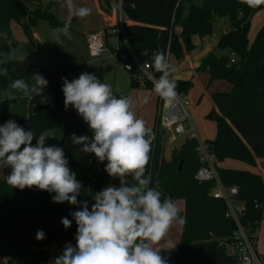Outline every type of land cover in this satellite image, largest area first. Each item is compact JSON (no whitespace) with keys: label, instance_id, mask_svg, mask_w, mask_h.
<instances>
[{"label":"trees","instance_id":"1","mask_svg":"<svg viewBox=\"0 0 264 264\" xmlns=\"http://www.w3.org/2000/svg\"><path fill=\"white\" fill-rule=\"evenodd\" d=\"M32 1L41 3V0ZM105 3L110 4V0ZM51 8L48 3L32 10L23 0H0V28L16 44L12 25L20 24L27 37L36 44L32 27L39 20L48 21L53 28L67 23L70 29L78 18L60 20ZM262 9L264 5L249 8L239 0H124L125 14L135 22L125 26L127 41L138 59L149 62L150 66L154 50H162L166 57L183 59L185 53L195 48L194 35H212L215 18L228 19L230 29L220 36L216 47L197 68L209 74L208 86L216 80L227 81L232 86L230 91L212 92L218 111L212 109L206 115L217 125L215 139L207 141L219 163L230 158L255 166L257 158H264V24L252 43L248 38L252 17ZM177 26L181 27L180 32H177ZM216 49H229L230 53L219 54ZM145 50H148V56L142 55ZM232 53H235L237 67L232 65ZM151 70L159 78L160 73L152 66ZM82 72L94 74L102 82V68L89 66L87 62L61 69H44L39 63L10 60L6 74H0V88L21 78L30 84L29 75L34 73L43 75L48 81L42 96H34L29 102L30 111L25 123L26 131L35 133L33 146L42 132L59 129L60 138L66 135L67 142L75 132L85 128L81 116L72 106L65 110L62 92V77L70 81L71 75L78 78ZM138 72L136 68L132 71L133 74ZM131 77L137 87L140 80ZM175 81L178 93L188 94L193 87L191 79ZM152 87V82L147 81L145 88ZM114 94L127 97L126 92ZM9 120L18 125L21 123L10 111L6 100L0 104V126ZM151 129L155 139L146 172L151 176L150 187L158 188L163 196L171 197L174 202L179 199L185 202L184 210H180V215L186 218L181 243L168 250L162 249L161 255L167 258L168 264H237L235 257L221 243L231 237L236 227L234 221L225 216L226 204L211 195L212 182L200 183L195 178L200 167L195 141H184L179 150L174 149L170 159H166L156 124ZM63 150L68 167L82 184L77 200L94 202L95 194L110 177L105 171L107 161L101 163L97 158L70 155L65 148ZM218 172L225 184L239 187V198L246 206L243 223L255 231L264 214L263 177L247 169L222 166L218 167ZM128 182L133 183L132 179ZM54 195L36 187L21 190L9 185L7 180L0 181V256L9 257L7 264H47V246L73 242L77 224L71 214L82 210L81 205L67 201L55 203L52 201ZM65 217L72 222L67 229L61 223ZM38 230L45 233V238L39 241L36 239Z\"/></svg>","mask_w":264,"mask_h":264},{"label":"clouds","instance_id":"2","mask_svg":"<svg viewBox=\"0 0 264 264\" xmlns=\"http://www.w3.org/2000/svg\"><path fill=\"white\" fill-rule=\"evenodd\" d=\"M239 2L249 8L264 5V0ZM67 6L71 15L80 19L92 11L76 6L73 0H67ZM69 27L66 23L54 28L55 39L67 35ZM142 55L148 56V50ZM151 66L160 73L154 79L153 90L166 104H172L178 97L177 84L171 78L173 69L162 50L152 52ZM0 71L6 74V70ZM33 79L31 85L22 78L16 79L9 88L22 92L31 101L34 96H42L48 86L41 74L34 73ZM62 80L65 110L72 106L93 133L91 139L73 134V143L83 145L81 150L93 153L99 162L107 161L105 171L110 177L119 178L120 186L109 185L97 192L89 210L86 201L77 200L82 184L68 167L63 148L45 146L46 138L52 134L40 133L33 146L35 133L13 120L0 126V165L11 169L7 183L21 190L36 187L55 193V203L81 205L82 210L71 214L77 224L76 245L67 244L54 264H168L161 255V250L168 248L160 242L174 223L183 225L186 218L180 215L171 197L150 187L151 176L146 172L155 133L136 116L129 97H117L112 86L102 83L96 75L82 72L71 81L64 77ZM6 95L14 99L12 91ZM129 177L133 183L128 182ZM61 223L67 229L72 222L65 217ZM44 238L45 233L38 230L36 239Z\"/></svg>","mask_w":264,"mask_h":264},{"label":"rangeland","instance_id":"3","mask_svg":"<svg viewBox=\"0 0 264 264\" xmlns=\"http://www.w3.org/2000/svg\"><path fill=\"white\" fill-rule=\"evenodd\" d=\"M29 8H35L37 4H35L32 0H23ZM44 2V3H43ZM47 0H42V2L39 4L41 7L45 6V3ZM65 3V6L67 4V1H63ZM90 6L89 8L92 10L91 14L88 16L89 20L86 24V27L84 28L81 23L83 19L78 18L74 25H72V29H69V33L67 35L61 34L59 36V39H55L53 35V27L48 23L46 20H39L37 24L32 27V33L34 40H36V44L31 41L25 31L23 30L22 26L20 24L14 23L12 25V32L13 35L17 41L16 44H13L12 41L8 38L6 32H4L0 28V69L6 70L7 72V65L10 60H27L32 63H39L44 69H60L62 67H69L75 64H79L82 62H88L89 66L94 67H101L103 70V79L102 83H107L112 86L113 92L120 93V92H126L128 93L127 97L130 95V100L132 104V108L136 114V116L140 119H143L146 122V126L148 128H153L156 124L162 144L165 149V157L166 159H170L172 154V146L170 143L167 142L166 137L164 136L162 129L159 126V122L157 119V108L156 104L154 106L153 98H149L148 102L145 104H142V100L134 94H129L126 90H128V76L125 75V73H122V71L119 69L122 67V65L113 57L109 55H104L102 57L92 58L88 54L87 51V45H86V37L85 34L89 32V29L91 28L93 24V17L95 18V4L88 1ZM199 2V1H198ZM73 3L76 6H82L80 3L75 2L73 0ZM37 5V6H39ZM68 7V6H67ZM86 7V6H82ZM33 10V9H32ZM58 9V4L54 5V12L58 16L60 20H65L64 16L60 14ZM69 15V14H68ZM264 16V9L259 11L251 20V28L249 31V42L252 43L254 40V36H256V32L260 31V27L262 25V19ZM71 18H67V20L72 19L74 16H70ZM228 19L226 17H216L215 18V25L217 26L215 28V39H219L222 33L224 32V27L219 26V24L222 22V20ZM227 21H224V24L227 25V31L230 29L229 23ZM222 24V23H221ZM257 32V33H258ZM77 33V34H75ZM35 34L38 36V40L42 42V44L37 40ZM256 34V35H255ZM254 37V38H253ZM40 43V44H39ZM216 52L219 54H225L228 55L230 53L229 49L221 50L216 49ZM55 53L56 56H52L51 54ZM169 63L174 71V66L176 65L175 60L170 57ZM172 71V72H173ZM0 74H5L4 71H0ZM172 74V73H171ZM206 76V77H205ZM203 76L202 74L199 76V80L196 79L193 82V87L189 90L191 95V113L193 114L192 117L194 118L195 124H197L198 131L200 135L204 138H210L215 135V124L212 121H209V119L205 116L204 111H206L209 107V102L207 101V94L203 96L201 99V95L204 92L203 88L206 89V82L207 75ZM30 79V85L34 83L33 75H29ZM217 84V85H216ZM224 84H230L227 81H216L213 83L211 89L212 90H222L225 85ZM208 89L207 93L212 97V90ZM12 91L14 95V99H9L6 95L7 92ZM200 99V103H199ZM9 101V108L10 111L15 113L19 120H21V123L19 124L21 127H23L26 130V123L25 120L27 119L30 111L29 102L30 100L23 95L22 92L11 90L8 87L6 88H0V104L3 101ZM196 108V111H195ZM218 111V110H217ZM82 119V123L85 126L84 129L81 131L75 132L76 136H82L87 135L90 139L93 136V133L91 132L89 125ZM157 121V122H156ZM52 134V137H48L45 140V146H53L56 144L58 145L60 139V131L59 129H55L52 131H49ZM184 142V139H180L176 142L177 148L179 150L181 144ZM76 148L77 150H81L83 145L74 144L72 139H68L66 142V146L64 147L66 152L69 154V152H72V148ZM84 156H91L93 158H96L94 154H87L83 152ZM71 155V154H70ZM262 161V162H261ZM260 163L258 165H255L256 167L264 168V158H261ZM260 164V165H259ZM226 166L234 167V168H245L254 171L255 168L252 165H249L247 163L241 162L239 160L235 159H228L226 161ZM11 169L8 167H4L3 165H0V181L7 180V176L10 174ZM114 178L108 177L104 185L102 187V190L106 187H108L109 181L112 182ZM132 178L129 177L128 181H130ZM175 203L179 207L180 210H184L185 208V202L184 200H176ZM76 234V233H75ZM182 238V225L174 223L171 228L169 229V232L167 236L160 242V245H163L166 248H172V245H179L181 243ZM74 241V240H73ZM170 241V244L168 243ZM53 244V245H52ZM50 244L47 249L49 251V257H48V263L47 264H54L55 261V249L56 246L62 245L57 243ZM259 250L260 252L264 253V224L261 226V229L259 231ZM9 260V257L6 255L0 256V264H7Z\"/></svg>","mask_w":264,"mask_h":264},{"label":"built area","instance_id":"4","mask_svg":"<svg viewBox=\"0 0 264 264\" xmlns=\"http://www.w3.org/2000/svg\"><path fill=\"white\" fill-rule=\"evenodd\" d=\"M112 2L106 4V7L117 16V22L114 26H107L86 35L88 54L92 58L106 54L115 58L130 76L140 80L139 85L136 86L145 87L146 82L150 81L154 89V79L158 78L151 70L150 63L140 61L127 41L125 26L130 19L124 11V0H112ZM231 62H235V53L231 54ZM135 68L139 70L137 74L132 73ZM75 78L76 75H71L70 81ZM157 119L172 150L177 149L176 142L180 139L195 141V151L200 161L195 178L200 183L212 182L211 195L224 201L225 216L232 219L236 226L231 237L221 241L227 247L228 253L235 257L237 264H264V253L259 250V231L264 224V214L255 231H251L244 225L246 206L245 202L239 198V187L227 185L222 181L218 172L217 155L207 139L200 135L193 120L189 94L178 93L176 101L172 104H166L160 98Z\"/></svg>","mask_w":264,"mask_h":264},{"label":"crops","instance_id":"5","mask_svg":"<svg viewBox=\"0 0 264 264\" xmlns=\"http://www.w3.org/2000/svg\"><path fill=\"white\" fill-rule=\"evenodd\" d=\"M63 1H67V0H63ZM74 1L80 3L82 6H86L88 8L90 6V4L88 2L89 0H74ZM41 2H42V0H41ZM90 2H92V3L95 4V9H94V11H95V15H94L95 18L93 17V24H92L91 28L89 29V32H92V31H95V30H98V29H101V28H104V27H107V26H114L116 24V22H117V16L114 15L113 13H111V11L106 7L105 1H103V0H90ZM48 3H50L52 5L51 10L53 12H54V5H57L58 4V9H59L58 12L60 14H62L64 16V18H66L65 20H67V18H71L70 16H73V15H71V13H70V11H69V9L67 7V4L65 6V3H63L62 0H47V2L45 3V5L48 4ZM110 3H113L112 0H110ZM35 4L38 5V3H36V2H35ZM37 5H36L35 8L38 7ZM35 8H31V9H35ZM74 17H72V18H74ZM88 20H89V17L88 16L85 17L82 20V22H81L82 24H83V22H85L84 23L85 25H83L84 28L86 27V24L88 23ZM224 21H227V20L226 19L222 20V22H221L222 24L220 23L219 26H223L224 27V32H226L227 31V25H226V23L224 24ZM75 22L73 23V25L75 24ZM262 22L263 23H262L261 27L264 24V16H263ZM134 23L135 22L132 21V20H129L128 21V24L129 25L130 24H134ZM227 23H228V21H227ZM216 27L217 26L215 25V28ZM72 28L73 27H71L70 29H72ZM176 30H177V32H180L181 31V27L180 26H177L176 27ZM257 32H256V34H257ZM88 33L85 34V37H86V35ZM75 34H77V33H75ZM35 36H36V38L38 40L37 34H35ZM218 40L219 39H215L214 34H212V35H206V36H203V37H200L199 35H194L192 37V41H193V44H194L195 48L193 49V51H191L189 53H185V57L183 59H176L175 57L169 56V55L167 56L168 61L170 60L169 58L172 57L175 60V62H176V65L174 66V71L171 74V78L174 79V80L175 79H182V80H189V79H191L194 82L196 79L199 80V76L201 74L203 76L207 75V80L208 81L206 82V89L203 88V91L204 92L202 93V95L200 97V99H201L203 96H205V94H207V101L209 102L208 103L209 104V107H208V109L206 111H204L205 116L212 109L218 110V107L216 106L213 98L207 93V90L208 89H211V87H212V85H213L214 82H216V81H223V80H216L213 83H211L210 86H208L209 80H210L209 74L207 72L198 71L197 68L200 65V63L203 60V58L211 50H213L216 47V45L218 44ZM39 42L42 44L41 41H39ZM51 55L52 56H56L55 53H52ZM75 65H78V64H75ZM75 65H72V66H75ZM62 68H64V67H62ZM119 69L122 71V73H125V75L128 76L127 80H128V85L129 86H128V90H126V91L129 92V94L137 95L142 100V104H145L146 102H148L149 98L152 97L153 98L152 100H153L154 106L156 104V108H158L160 97L158 96V94L155 93V91L153 90V88L151 89V88L138 87V86L135 87L133 85V83H132V77L130 76L129 72H127L126 70H124L122 67L119 68ZM224 85L225 86L222 87L223 88L222 91H230L231 90V88H232L231 84H227V85L224 84ZM216 90H218V89H216ZM216 90L214 89V90H212V92H214ZM188 94L191 97L190 92ZM127 95H128V93H127ZM129 97H130V95H129ZM200 99H199V103H200ZM191 105H192V101H191ZM195 111H196V108H195ZM193 120H194V118H193ZM209 121H212V120L209 119ZM212 122L215 124V135L213 137H211V139L206 137L205 139H207V140H213L216 137L217 125H216V122L215 121H212ZM196 126H197V124H196ZM65 146H66V144H65ZM69 154H71V155H83L82 150H77L76 148H72V152H69ZM227 160H225L224 162L219 163V166L227 167V168H234V167H229V166H226L225 165ZM260 161H261V158H257V165H258V163H260ZM253 167L255 168L254 171L249 170V169H247V170L252 171V172H255V173H259L263 177V179H264V168H262L261 165H260V167H256V166H253ZM239 169H245V168H239ZM94 203H95V201L94 202L92 201V202L87 203L88 204V207L91 209V207H92V205ZM75 237H76V234L74 236V241L71 243V245H73V246L76 245V239H75ZM66 245H67L66 243H63L62 245L56 246V249H55V258H58L59 256H61L63 254V251H64Z\"/></svg>","mask_w":264,"mask_h":264},{"label":"water","instance_id":"6","mask_svg":"<svg viewBox=\"0 0 264 264\" xmlns=\"http://www.w3.org/2000/svg\"><path fill=\"white\" fill-rule=\"evenodd\" d=\"M233 66L237 67V63H234L232 64ZM66 139H67V136L66 135H63L62 138L60 139L59 143H58V147H61V148H64L65 147V144H66ZM182 165V163L180 164ZM112 185L116 186V187H119L120 186V180L119 178H114L112 180Z\"/></svg>","mask_w":264,"mask_h":264}]
</instances>
